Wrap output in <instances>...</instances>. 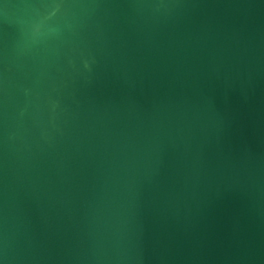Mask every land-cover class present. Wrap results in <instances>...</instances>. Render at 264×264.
Instances as JSON below:
<instances>
[{
	"label": "water",
	"instance_id": "95a60500",
	"mask_svg": "<svg viewBox=\"0 0 264 264\" xmlns=\"http://www.w3.org/2000/svg\"><path fill=\"white\" fill-rule=\"evenodd\" d=\"M2 264H264V0H0Z\"/></svg>",
	"mask_w": 264,
	"mask_h": 264
},
{
	"label": "snow or ice",
	"instance_id": "6c2138e0",
	"mask_svg": "<svg viewBox=\"0 0 264 264\" xmlns=\"http://www.w3.org/2000/svg\"><path fill=\"white\" fill-rule=\"evenodd\" d=\"M0 264H2V262H0Z\"/></svg>",
	"mask_w": 264,
	"mask_h": 264
}]
</instances>
